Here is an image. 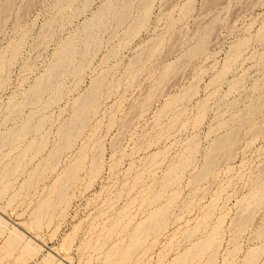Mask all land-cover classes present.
<instances>
[{"label": "rangeland", "instance_id": "374dc122", "mask_svg": "<svg viewBox=\"0 0 264 264\" xmlns=\"http://www.w3.org/2000/svg\"><path fill=\"white\" fill-rule=\"evenodd\" d=\"M263 174L264 0H0V264H264Z\"/></svg>", "mask_w": 264, "mask_h": 264}, {"label": "bare ground", "instance_id": "6f19581e", "mask_svg": "<svg viewBox=\"0 0 264 264\" xmlns=\"http://www.w3.org/2000/svg\"><path fill=\"white\" fill-rule=\"evenodd\" d=\"M201 46V45H200ZM69 54V53H68ZM93 95V94H92ZM91 102V101H90ZM259 103V102H258ZM255 108V107H254ZM243 118V117H242ZM237 135V133L235 134H233L230 138H228V139H223L222 141H220L219 143H217V144H215L216 146H215V150L216 151H221L222 149H224L227 145L229 146V144L231 145V144H233V143H235L236 142V136ZM239 135V134H238ZM240 137V136H239ZM238 137V138H239ZM230 148V147H229ZM230 151H231V149H230ZM215 152V151H214ZM213 152V153H214ZM226 152H227V150H226ZM226 152H225V154H226ZM229 152V151H228ZM211 153H212V151H211ZM212 153V154H213ZM229 156V155H228ZM214 157H216V156H214ZM211 159V158H210ZM215 159V158H214ZM217 159V158H216ZM211 162H213V161H211ZM208 163H209V161H208ZM206 170V169H205ZM206 172H207V170H206ZM206 172H204L205 174H207ZM264 175V174H263ZM207 176V175H206ZM203 177V176H202ZM256 207V206H255ZM251 210V209H250ZM253 210V209H252ZM244 211V210H243ZM242 214H243V212H242ZM155 218V217H154ZM241 223V222H240ZM239 223V224H240ZM246 223V222H245ZM149 225V224H148ZM155 225V224H154ZM146 227V226H145ZM150 232V231H149ZM145 236V235H144ZM144 240V239H143ZM205 243V242H204ZM207 243V242H206ZM203 244V243H202ZM204 245H206V244H204ZM209 246V245H208ZM204 248L206 247V246H203ZM199 248V247H198ZM200 248H201V246H200ZM202 249V248H201ZM200 250V249H199ZM201 252V251H200ZM197 253V252H196ZM199 256V255H198Z\"/></svg>", "mask_w": 264, "mask_h": 264}]
</instances>
